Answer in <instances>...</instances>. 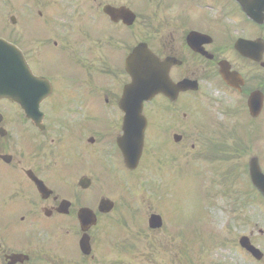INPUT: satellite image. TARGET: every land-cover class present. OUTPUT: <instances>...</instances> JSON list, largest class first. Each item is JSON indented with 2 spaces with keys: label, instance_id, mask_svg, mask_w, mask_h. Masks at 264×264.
<instances>
[{
  "label": "flooded vegetation",
  "instance_id": "obj_1",
  "mask_svg": "<svg viewBox=\"0 0 264 264\" xmlns=\"http://www.w3.org/2000/svg\"><path fill=\"white\" fill-rule=\"evenodd\" d=\"M7 1L17 10L23 8L24 14L0 22V31L2 27L11 32L10 41L27 55L31 65L35 64L32 56L46 48H65L59 52L66 53L74 65L64 67L60 79L45 71L39 74L53 82L52 95L41 106L44 131L19 110L11 116L0 112V130H4L0 131V210L4 212L0 219V264L54 263L48 241L42 242L43 223L36 226L40 220L37 216L46 220L64 217L57 210L65 200L71 203L66 217L80 208L76 199L62 197L49 181L63 168L61 155L71 154L74 166L80 165L76 172L80 178L121 176L124 159L118 141L125 123L121 100L129 84L125 66L128 56L140 45H147L161 61L173 58L181 62L170 67L169 76L175 83L193 80L204 89L214 77L223 84L220 64L228 63L244 80L237 94L248 99L254 91L264 92V0H74L73 14L60 15L59 20L42 13L34 16L25 3ZM35 1L49 4L65 0ZM33 17L45 20L36 22ZM99 21L107 27L100 26ZM58 29L63 30L60 37ZM42 30L45 36L37 37ZM248 42L255 44L249 46ZM238 47L245 48L258 62L243 57ZM42 66L45 70L46 63ZM192 94L181 93L179 100ZM179 100L173 102L159 95L147 105L149 131L154 128L156 144L163 148L170 147L178 133ZM55 126L57 137L50 143L58 144L59 138L62 144L50 150L49 134ZM35 155L42 159L31 160ZM99 167L102 171L97 173ZM34 177L52 194L42 195L31 179ZM3 218L7 220L3 222ZM13 228H19L23 237ZM91 261L100 264L95 257ZM106 264L125 263L107 259Z\"/></svg>",
  "mask_w": 264,
  "mask_h": 264
},
{
  "label": "rangeland",
  "instance_id": "obj_2",
  "mask_svg": "<svg viewBox=\"0 0 264 264\" xmlns=\"http://www.w3.org/2000/svg\"><path fill=\"white\" fill-rule=\"evenodd\" d=\"M62 4L66 6L68 14L73 13V9L68 4ZM70 5L74 6L75 3L70 2ZM98 24L107 27L104 21H99ZM34 30V26L31 25V33ZM56 33L60 37L63 35V30L58 29ZM39 35L37 37H44V31L42 30ZM64 49L46 48L43 53L46 69L42 71L55 76L61 75L64 67H73L74 64L68 55L59 52ZM236 99L228 90L214 87L207 88L201 95L193 98L195 109L188 110L189 119L186 120V127L183 128L189 138L185 145L173 148L176 150L173 156L169 157L170 163L166 165V162L161 170H158L157 177L155 171L158 167L155 168L154 164L162 158L149 149L143 165L146 166L143 181L130 176H126L127 178L120 183L96 179L91 193L77 197H81L82 204L88 205H98L103 195L119 202L115 216L109 219L103 218L99 229L94 231L100 236L99 242H134L135 247L129 249V252L135 256H127L126 261L129 264H255L244 257L239 249H235L233 244L239 242L242 236L252 235V241L258 242L264 251V234L260 233V231L264 232V200L258 197L260 201L255 199L252 201L253 205L248 206L249 199L257 197L258 194L254 191L257 195H248L250 198L248 197L247 200L249 180L245 174V165L251 157L257 155L264 170V124L259 123L249 129V132L253 129L262 135V139L256 141L252 135L251 137L245 135L244 129L247 125L244 123L247 121L243 116L239 119L243 123V129L240 130L239 135L228 141L229 145L235 148L234 142L237 143L239 140L250 151L248 155L242 152L245 155L232 162L236 169L243 173L238 191L235 190L236 182H232L235 178L229 170L233 167L227 163H218L219 159L229 160L231 155L216 153L214 156L215 139L211 137L212 130L209 127L211 126L209 120L217 122L220 126L227 124L231 127L236 123L237 119L231 120V125L225 123L220 111L217 110L219 114L215 112L218 105L223 109H233L235 103L237 104L238 99ZM183 105L189 106V103L184 102ZM3 110L12 111L14 108L6 107ZM205 127L209 128V131ZM200 133L206 136L203 137ZM224 142L228 144L227 139ZM149 143L152 145L155 143L154 129L150 131ZM79 167L80 165L77 164L71 171L74 172ZM65 173H69V169L65 168ZM239 174L240 172L237 176ZM49 181L52 182L53 179ZM78 182V176L74 177L72 174L66 182H63L65 186L63 191L65 193L68 191L67 186L76 188ZM151 213L163 215L165 226L162 230L156 232L149 230L148 219ZM242 214L244 219L245 217L250 219L246 224L241 222ZM112 219L116 220L112 222L110 221ZM6 220L3 218V222ZM60 222L55 220L43 223L41 226L54 230ZM117 222L119 225L112 226ZM123 223L129 228L123 229ZM13 230L22 235L19 228ZM67 231L75 235L73 225L68 221L59 229L57 237L64 236ZM13 235L11 234V237ZM228 243L232 245L231 249H224L223 246L227 247ZM63 249L67 257L75 259L78 257L75 242L68 240L64 243ZM148 256L150 260L146 258ZM111 259H120V256L114 255Z\"/></svg>",
  "mask_w": 264,
  "mask_h": 264
},
{
  "label": "water",
  "instance_id": "obj_3",
  "mask_svg": "<svg viewBox=\"0 0 264 264\" xmlns=\"http://www.w3.org/2000/svg\"><path fill=\"white\" fill-rule=\"evenodd\" d=\"M0 52H1L0 53V64L1 63H5L8 66H10L11 63H12V57H14L16 55V53L4 41H0ZM10 58H11V60H10ZM18 62H19L18 69L22 70V67H21V62L22 61H21V59H19ZM0 68H5L6 69L7 67L5 65H1ZM6 70H8V69H6ZM130 73L134 77L133 72H132V65L130 67ZM29 78H31V76H29ZM0 81H2L1 84H4V83H6V81H10V80L5 76L4 73H2V77H0ZM8 95L10 96V94H8ZM142 144H143V134H139V136L137 137V149H136V151H134L132 147H130V149H125L124 154H125V157H126L127 165L130 168H135L138 165V162H139V159H140V156H141ZM250 174H251V179H252V182H253L254 186L264 195V176L261 173V170L259 168L257 159H254L251 162ZM103 207L105 209H109V208L112 207V205L110 203H104ZM80 217L82 218V221H83L82 222L83 227L85 225H88V224L91 225V224L95 223L94 215L88 210H83L81 212V214H80ZM150 224H151L152 228H159V227L162 226L161 219L159 217H155V216L152 217V219L150 221ZM88 242H89V240H88L87 236L84 237L83 240H82L83 249L88 244ZM241 242H249V240L244 238V239L241 240ZM247 248L255 256L260 258V256H258V254H259L258 251H256L255 249H253L251 247H247ZM85 253H87V252L85 251Z\"/></svg>",
  "mask_w": 264,
  "mask_h": 264
}]
</instances>
